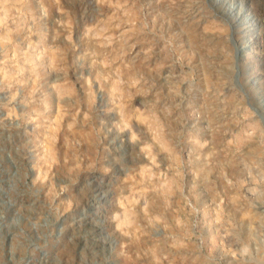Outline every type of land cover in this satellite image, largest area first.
<instances>
[{"label":"rangeland","instance_id":"374dc122","mask_svg":"<svg viewBox=\"0 0 264 264\" xmlns=\"http://www.w3.org/2000/svg\"><path fill=\"white\" fill-rule=\"evenodd\" d=\"M0 264H264V0H0Z\"/></svg>","mask_w":264,"mask_h":264},{"label":"bare ground","instance_id":"6f19581e","mask_svg":"<svg viewBox=\"0 0 264 264\" xmlns=\"http://www.w3.org/2000/svg\"><path fill=\"white\" fill-rule=\"evenodd\" d=\"M223 7L225 8V13H226V15H233L232 14V7L233 6H231V4L229 3V4H227V3H223ZM235 18L237 19V17L238 18H241V20H242V22L244 23V24H248L246 27H245V29H247V30H253L254 29V27L256 26V18L254 17V16H252V15H250V13H248V11H247V9L246 10H242L241 8L240 9H238V11H236V14H235ZM238 21V20H237ZM258 28V27H257ZM257 30V29H256ZM249 35L251 36L252 35V33L250 32L249 33ZM252 40V39H251ZM251 44V43H250ZM248 46H247V44L246 45H240V49H241V52H243L242 53V58L245 56V55H247V50H246V48H247Z\"/></svg>","mask_w":264,"mask_h":264}]
</instances>
